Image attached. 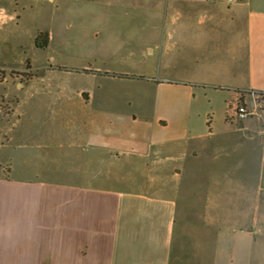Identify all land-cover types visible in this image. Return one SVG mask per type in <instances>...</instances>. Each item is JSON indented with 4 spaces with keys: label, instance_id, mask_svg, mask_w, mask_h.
<instances>
[{
    "label": "crops",
    "instance_id": "obj_1",
    "mask_svg": "<svg viewBox=\"0 0 264 264\" xmlns=\"http://www.w3.org/2000/svg\"><path fill=\"white\" fill-rule=\"evenodd\" d=\"M86 1L126 89L0 110V264H264V0Z\"/></svg>",
    "mask_w": 264,
    "mask_h": 264
},
{
    "label": "rangeland",
    "instance_id": "obj_2",
    "mask_svg": "<svg viewBox=\"0 0 264 264\" xmlns=\"http://www.w3.org/2000/svg\"><path fill=\"white\" fill-rule=\"evenodd\" d=\"M2 6L10 12V18L0 21V110L4 113L14 107L22 112L29 103L50 106L53 98L80 90L126 89L119 81L101 79L97 75L101 66L84 61L86 42L77 40L74 32L86 18L75 13L91 10L88 1L0 0V10ZM93 10L101 8L95 4ZM42 32L49 35L45 46L37 43ZM0 121L2 126L13 125L1 116Z\"/></svg>",
    "mask_w": 264,
    "mask_h": 264
},
{
    "label": "built area",
    "instance_id": "obj_3",
    "mask_svg": "<svg viewBox=\"0 0 264 264\" xmlns=\"http://www.w3.org/2000/svg\"><path fill=\"white\" fill-rule=\"evenodd\" d=\"M230 1H237V0H230ZM235 112L238 114L240 118H245L250 115V110L248 105L244 103L242 100H238L235 105Z\"/></svg>",
    "mask_w": 264,
    "mask_h": 264
},
{
    "label": "trees",
    "instance_id": "obj_4",
    "mask_svg": "<svg viewBox=\"0 0 264 264\" xmlns=\"http://www.w3.org/2000/svg\"><path fill=\"white\" fill-rule=\"evenodd\" d=\"M46 37V38H44ZM42 38H44V40H42ZM48 41H49V35L48 33H40L38 36H37V43L38 45H41V46H45L46 44H48Z\"/></svg>",
    "mask_w": 264,
    "mask_h": 264
}]
</instances>
